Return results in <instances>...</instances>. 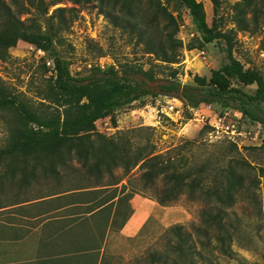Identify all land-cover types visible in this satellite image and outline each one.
I'll list each match as a JSON object with an SVG mask.
<instances>
[{"label": "trees", "instance_id": "16d2710c", "mask_svg": "<svg viewBox=\"0 0 264 264\" xmlns=\"http://www.w3.org/2000/svg\"><path fill=\"white\" fill-rule=\"evenodd\" d=\"M66 1L77 6L91 0ZM97 1L112 26L126 30L143 54L152 58L147 69L131 62L107 68L94 65L87 74L74 77L69 61L59 51V40L62 32L76 19L77 10L58 7L51 11L62 0H0V61L7 58L5 46L18 41L47 55L52 62V77L44 99L53 108L50 113L37 115L0 86V109H11L16 114L10 143L0 149V166L4 162L20 164L22 183L26 184L29 177H36L33 169L27 170L33 160L44 177L51 175L59 182L61 171L58 168L67 170L69 163L76 161L83 175L93 177L94 183L60 192L58 202L86 204L71 215L111 217L110 228L119 217L122 226L132 212L129 200L136 189L126 190L127 185L118 188V184L138 167L142 171L143 189L161 182L154 197L160 206L175 203L183 194L191 200L202 201L203 206L199 211L200 224L193 226L192 232L183 225L171 226L164 232V250L152 252L136 264H208L211 255L203 250L208 251L213 240L223 254L229 255L223 244L227 230L222 217H227L240 195L247 199L253 196L252 181L256 182V176H259L264 182V168L252 174L246 162L236 161L204 185L202 168L185 169L177 155L157 154L149 135L144 143L134 144L128 135L135 131H118L106 136L96 131L95 123L109 117L115 125L116 110L144 97L161 95L176 98L191 109L213 105L221 110L231 109L264 127L263 75L255 69L245 68L234 57V32L224 30L217 17L221 0H207L213 12L211 25L206 22L201 2L165 0L166 4L182 5L191 18L199 38L191 42L188 50L201 49L215 42L226 56V63L209 79L194 75L189 84H182L178 79L182 57V42L177 37L178 15L159 0H151L146 6H141L138 0ZM105 3L110 6L105 7ZM117 6L121 15L114 13ZM263 6L264 0L237 2L232 17L237 29L247 32L250 24L257 28L258 16L264 15ZM22 15H28L26 21L21 20ZM159 72L164 77H157ZM252 85L256 87L253 95L245 91ZM116 169L122 170L119 178L114 175ZM15 175L11 172V176ZM105 176L110 180L102 181ZM102 240L103 236L98 242L76 243L74 249L46 256L41 262L103 264Z\"/></svg>", "mask_w": 264, "mask_h": 264}, {"label": "rangeland", "instance_id": "374dc122", "mask_svg": "<svg viewBox=\"0 0 264 264\" xmlns=\"http://www.w3.org/2000/svg\"><path fill=\"white\" fill-rule=\"evenodd\" d=\"M138 1L141 6H146L151 0ZM159 1L179 16L177 37L182 42V57L178 66L179 81L182 84L192 83L194 75L209 79L214 71L226 63L225 53L215 42L206 44L201 49L188 50L191 42L199 36L187 10L177 3L166 4L165 0ZM197 1L202 3L206 22L211 25L213 12L210 2ZM239 1L221 0L217 17L224 30L234 32V57L245 68L255 69L264 77V15L258 16L257 28H252L250 24L249 31H239L232 21L234 7ZM106 6L110 5L105 3ZM58 7L77 10L76 19L62 32L59 40V51L69 61L70 72L74 77L87 74L94 65L107 68L113 64L131 62L144 69L149 67L152 58L143 54L140 46H136L135 40L126 30L112 26L97 0L77 6L62 0L51 11ZM114 13L121 15L118 6ZM27 17L28 15H22L20 18L26 21ZM5 50L8 55L4 61H0V86L37 115L43 116L52 112V105L44 99L52 77L51 60L43 52L22 41L6 45ZM157 77L162 78L164 74L159 72ZM255 89V85H252L246 87L245 91L253 95ZM170 100L171 97L161 95L144 97L116 110L115 125L109 117L98 120L95 123L96 131L106 136H112L118 131H135L128 135L134 144L144 143L149 135L157 154L177 155L185 169L202 168L204 185H208L229 164L234 165L236 161L246 162L252 174L264 168V127L261 124L250 122L231 109L221 110L213 105L207 111L204 107L192 110L183 103L180 119L173 121L164 114ZM201 114L208 115V121L212 123L218 121V117H224L222 122L225 125L233 124L239 134L234 139H229L221 133H213L211 126L195 120ZM14 125V111L0 109V149L9 145L10 132ZM29 163L27 170L30 172L33 169L36 177H29L26 184L22 183L20 164L4 162L0 166V217H18L17 214L28 216L32 213L33 206L25 204L21 208L11 207L94 183V178L84 176L74 160L69 163L67 170L58 168L61 171L59 182L51 175L44 177L41 168L33 160ZM13 171L15 176H11ZM141 172L135 167L129 177L122 179L118 188L127 185L126 190L136 189L133 197L147 198L155 202L154 197L161 182L157 181L154 187L143 189ZM114 175L116 178L121 177L122 170L116 169ZM109 180L105 176L102 181ZM251 189L254 193L251 198L240 195L227 217H222L227 230L223 244L230 254H223L219 244L213 240L208 251L203 250L211 255V262L208 264H264L263 179L256 176V182L252 181ZM157 205V214L150 217L133 238L118 233L116 228L120 225V217L115 220L108 233L104 227L107 217H92L79 221L76 229L62 230L65 234L55 238L47 236L45 231L34 230L32 224L23 223L26 226L25 234L21 242L13 244L12 258L14 261L22 260L23 264H38L41 258L74 249L80 243L98 242L103 236V264H136L145 260L150 253L164 250L166 229L183 225L188 232H192V227L200 224L199 211L203 202L198 199L191 200L183 194L169 206ZM60 226L64 228L66 225Z\"/></svg>", "mask_w": 264, "mask_h": 264}, {"label": "crops", "instance_id": "0c3cea01", "mask_svg": "<svg viewBox=\"0 0 264 264\" xmlns=\"http://www.w3.org/2000/svg\"><path fill=\"white\" fill-rule=\"evenodd\" d=\"M59 195L46 196L38 198L28 203H18L11 208H21L25 204H29L32 207V213L28 216L23 214H17L18 217H0V264H23L22 260L14 261L12 258L13 244L21 242L23 235L25 234L24 224H32L34 230H42L47 232V236L50 238L59 237L62 230L68 228H77V223L86 217H74L72 212L77 211V208H82L86 204L71 205L67 203L58 202ZM131 214L122 226H118L117 231L120 235L133 238L140 232L142 226L155 216L158 211V205L156 202L134 196L129 200ZM3 210V209H2ZM79 218V219H76ZM24 223V224H23ZM111 223V217L106 218L104 221V227H106V233L109 232ZM60 225L65 226L62 228ZM39 259L38 264H42Z\"/></svg>", "mask_w": 264, "mask_h": 264}, {"label": "built area", "instance_id": "2783aa9c", "mask_svg": "<svg viewBox=\"0 0 264 264\" xmlns=\"http://www.w3.org/2000/svg\"><path fill=\"white\" fill-rule=\"evenodd\" d=\"M182 106V102H180L178 99L176 98H171L170 103L166 106V111L164 112L165 116H167L169 119L176 121L178 119H180V108ZM205 110H209L210 106H204ZM192 110H196V109H192ZM225 118H221L218 117V121L215 122H211L208 121V115L205 114H201L199 115V117H197V121L201 122L202 124H208L209 126H211V128H213V133L215 134H223L225 136H227L229 139H234L235 136H237V130L235 129L233 124H228L225 125L222 120H224Z\"/></svg>", "mask_w": 264, "mask_h": 264}]
</instances>
